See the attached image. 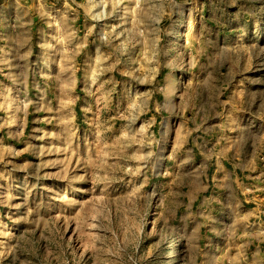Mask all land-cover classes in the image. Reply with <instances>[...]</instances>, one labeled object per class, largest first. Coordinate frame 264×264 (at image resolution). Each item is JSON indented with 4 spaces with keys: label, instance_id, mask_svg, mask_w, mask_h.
<instances>
[{
    "label": "rangeland",
    "instance_id": "rangeland-1",
    "mask_svg": "<svg viewBox=\"0 0 264 264\" xmlns=\"http://www.w3.org/2000/svg\"><path fill=\"white\" fill-rule=\"evenodd\" d=\"M0 264H264V0H0Z\"/></svg>",
    "mask_w": 264,
    "mask_h": 264
}]
</instances>
